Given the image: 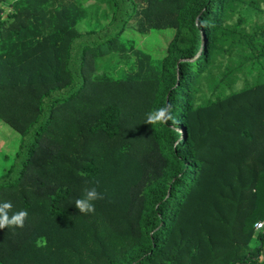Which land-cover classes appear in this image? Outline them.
Here are the masks:
<instances>
[{
  "label": "trees",
  "instance_id": "obj_1",
  "mask_svg": "<svg viewBox=\"0 0 264 264\" xmlns=\"http://www.w3.org/2000/svg\"><path fill=\"white\" fill-rule=\"evenodd\" d=\"M87 1L0 0V202L28 213L0 263L264 264V0ZM161 29L162 58L125 38Z\"/></svg>",
  "mask_w": 264,
  "mask_h": 264
},
{
  "label": "rangeland",
  "instance_id": "obj_2",
  "mask_svg": "<svg viewBox=\"0 0 264 264\" xmlns=\"http://www.w3.org/2000/svg\"><path fill=\"white\" fill-rule=\"evenodd\" d=\"M9 1L12 2L14 0H9ZM86 3L88 5L90 12H92L95 15V17L97 16L98 18L99 17L101 18L102 16L111 13V9L108 2L99 3L96 0H88ZM249 19H250V23L255 21L256 22L263 21V19L257 16L253 17L252 15H249ZM174 35H175L174 29L153 30L148 34H139L136 31H127L125 33V38L134 40L135 46L137 48L152 53L156 58H162L167 53L168 45L172 40V38L174 37ZM107 59L108 58L98 61L99 63L98 70L102 71L105 70V68H107L109 69L108 71L113 75H115L113 72H115L116 75L119 76L123 75L122 70H124L125 68L122 67L121 69L118 68L117 70L111 69L112 65L118 63V61L120 60L119 54L115 53V60H113V64H110L111 66L109 67L108 65L106 66L105 64L102 65V63ZM249 79L252 80V77L249 76ZM243 83L244 82L242 81L239 82L237 87L240 88L243 85ZM178 130L182 131V129L180 128H178ZM19 137H20L19 134L11 126L0 120V172L2 171L3 165L5 163L3 158L5 152L12 153L14 151L15 147H17L18 145Z\"/></svg>",
  "mask_w": 264,
  "mask_h": 264
},
{
  "label": "clouds",
  "instance_id": "obj_3",
  "mask_svg": "<svg viewBox=\"0 0 264 264\" xmlns=\"http://www.w3.org/2000/svg\"><path fill=\"white\" fill-rule=\"evenodd\" d=\"M172 112L173 106L171 104L160 107L147 114L145 123L148 125L167 124L169 121L176 123L177 121ZM102 199H104L103 194L98 192L95 187H92L85 188L83 196L77 198L74 203L79 212L88 215L95 213L94 202ZM12 208L11 202H0V229L23 228L25 226V221L28 218L27 211L12 212Z\"/></svg>",
  "mask_w": 264,
  "mask_h": 264
},
{
  "label": "built area",
  "instance_id": "obj_4",
  "mask_svg": "<svg viewBox=\"0 0 264 264\" xmlns=\"http://www.w3.org/2000/svg\"><path fill=\"white\" fill-rule=\"evenodd\" d=\"M264 226V222H257V224H256V228L257 229H260V228H262Z\"/></svg>",
  "mask_w": 264,
  "mask_h": 264
}]
</instances>
